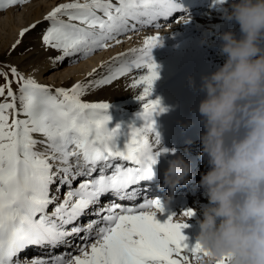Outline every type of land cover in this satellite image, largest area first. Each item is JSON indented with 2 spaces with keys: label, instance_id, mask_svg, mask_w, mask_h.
Masks as SVG:
<instances>
[{
  "label": "snow or ice",
  "instance_id": "snow-or-ice-1",
  "mask_svg": "<svg viewBox=\"0 0 264 264\" xmlns=\"http://www.w3.org/2000/svg\"><path fill=\"white\" fill-rule=\"evenodd\" d=\"M29 2L0 0V10ZM223 2L214 0L216 5ZM184 12L175 0H68L43 17L48 27L41 35L42 47L58 53L47 58L56 67L66 58L85 59L107 49L110 41L120 44L118 37L160 17ZM158 46L161 36H146L142 48L102 65L105 71L99 78L69 88L53 89L12 65L0 68V264H203L208 253L199 243H185L186 222L173 216L163 223L157 220L164 212L161 201L145 199L131 206L117 202L135 200L141 182L153 176L157 157L168 151L154 120L167 109L160 99L151 98L159 79L152 56ZM134 69H143L130 84L141 90L138 118L143 125H133L125 134L119 126L109 129L110 104L82 97ZM122 135L123 147L118 143ZM105 196L112 199L102 203ZM194 214L189 209L181 215ZM85 216L92 218L82 222ZM33 247L41 254L29 257ZM61 247L65 251L55 253ZM220 264H229L228 258Z\"/></svg>",
  "mask_w": 264,
  "mask_h": 264
},
{
  "label": "bare ground",
  "instance_id": "bare-ground-1",
  "mask_svg": "<svg viewBox=\"0 0 264 264\" xmlns=\"http://www.w3.org/2000/svg\"><path fill=\"white\" fill-rule=\"evenodd\" d=\"M185 10L184 13H173L172 15L160 17L152 24L145 25L138 32H129L118 37L122 42L115 44L109 42L107 49L94 52L88 58L80 59L79 56L66 58L62 64L53 67L48 61V57H54L58 53L54 50L45 51L42 47L41 35L48 27V22L43 17L52 8L68 0H30L29 3L21 6H11L5 10H0V45L8 46L12 41L17 42L22 29L37 23L35 29L40 30L37 37L35 50L36 61H21V58L14 56L18 66L24 70L26 75L33 76L41 84L45 78L50 82H57L52 78L58 73V80H62L61 87L69 88L75 82H85L90 79H97L105 71L102 65H107L114 57L121 53H129L131 49H140L146 36L159 35L162 37V46L153 49L152 56L159 66V79L153 85L152 99H160L162 106L167 109L163 114L154 116L156 131L160 134L162 147L168 151L157 157V164L152 168L153 174L165 173L171 160L177 156H182L191 164V176L186 185H181L174 192H169L167 188H162L156 184L145 188V194H140L135 200L117 201L126 206L133 203H143L147 200H159L164 205V212L157 214V220L165 222L169 216H173L177 222H186L189 218L181 214L186 210H192L195 214L187 221L188 227L182 230L186 237L185 243L190 247L197 243L199 234V221L202 219V209L208 204V200L199 187L194 188L201 179L200 171L196 165L201 164L204 172L209 170L207 161L202 157L200 136L203 133L197 127L201 117L198 113L200 101L204 94L193 91L189 88L188 78L194 77L197 85L202 75L211 74L217 67L224 64L226 57L220 52L221 41L219 37L222 33L231 31L237 38L240 37V29L235 21H227L224 18V11L214 3V0H176ZM238 2V0H226V4ZM22 8V16L19 21L12 19L14 11ZM180 19L179 24L176 23ZM185 18L189 23H185ZM40 23L44 26L40 27ZM160 25L157 28L155 25ZM6 27V28H5ZM139 27V26H138ZM8 43V44H7ZM7 44V45H6ZM40 52V53H39ZM131 59V57H129ZM75 62H70V61ZM33 63V64H32ZM55 71V72H54ZM143 69L135 70L129 76L121 77L113 81L110 85H104L93 89L82 97L85 102L108 103L110 107L107 114L111 120L109 129L119 126L125 134L130 131L131 126L137 128L143 125V120L139 119V113L143 111V102L138 100L140 89L130 88L131 78L137 73H142ZM185 125H189L185 128ZM193 141V142H191ZM121 147L125 143V136L118 140ZM198 159L193 162L191 159ZM157 170V171H156ZM77 184L79 181L76 182ZM75 186V185H74ZM55 186H53L54 188ZM66 189H62L60 196ZM111 196L102 198V203L111 200ZM52 207H49V212ZM92 217L82 218L86 222ZM41 249L33 247L27 255L29 257L40 255ZM55 253L59 254L65 250L56 248Z\"/></svg>",
  "mask_w": 264,
  "mask_h": 264
},
{
  "label": "clouds",
  "instance_id": "clouds-1",
  "mask_svg": "<svg viewBox=\"0 0 264 264\" xmlns=\"http://www.w3.org/2000/svg\"><path fill=\"white\" fill-rule=\"evenodd\" d=\"M218 6L227 21L238 23L240 37L222 33L224 64L198 85L188 78L189 88L204 94L198 113L201 155L209 168L199 181L208 204L196 239L208 253L203 264L225 258L229 264H264V0ZM190 173V162L177 156L162 188L174 192Z\"/></svg>",
  "mask_w": 264,
  "mask_h": 264
},
{
  "label": "rangeland",
  "instance_id": "rangeland-1",
  "mask_svg": "<svg viewBox=\"0 0 264 264\" xmlns=\"http://www.w3.org/2000/svg\"><path fill=\"white\" fill-rule=\"evenodd\" d=\"M22 10L23 9L20 8L19 10L14 11L13 14H12V19L13 20H16V21H19L20 18H21V16H22L21 15L22 14ZM43 26H44V24L43 23H40V27H43ZM39 31L40 30L33 29L29 33H27L23 38H21L20 36H18L19 37L18 40H21V42L15 48H13V45L16 44V42H14V41H12L11 43H9L8 46H5V44H1L0 45V68H3L5 65H12V66L17 67V69L21 73H23L25 76H28V75H26V73L24 72V70H22L18 66V63L20 61H18L16 63V60L14 59V56L20 57L22 62L23 61H26V60H31V59H32L31 60L32 62H35L36 61L35 60L36 59L35 52H36L37 49L40 48V47H37V49L35 50V46L37 45L35 40L39 36ZM54 76L55 77H53L52 79L53 80H56L57 82H50L49 80H46V78H45V81H44L43 84L44 85L51 86L53 89L58 88V87H61V83L63 81L62 80H58V73H55ZM0 83H3V81L0 80ZM12 87L15 90L17 88V85L15 83H13Z\"/></svg>",
  "mask_w": 264,
  "mask_h": 264
}]
</instances>
